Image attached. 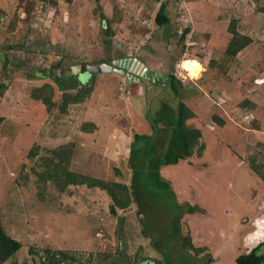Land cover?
Listing matches in <instances>:
<instances>
[{
  "label": "rangeland",
  "instance_id": "rangeland-1",
  "mask_svg": "<svg viewBox=\"0 0 264 264\" xmlns=\"http://www.w3.org/2000/svg\"><path fill=\"white\" fill-rule=\"evenodd\" d=\"M162 1L170 24L157 26ZM233 19L251 43L229 57ZM130 56L162 77L144 81L143 93L137 85L128 92L114 71L70 77L74 65ZM183 58L198 63L197 77L181 69ZM168 72L182 83L176 92ZM0 83V216L21 242L2 264H37L30 248L76 257L62 264H236L264 237V181L252 169L264 171V0H0ZM86 83L89 96L62 110L59 88L76 93ZM44 84L53 90L51 109L31 97ZM179 100L194 112L186 123L200 129L204 149L160 167L169 182L163 202L136 181L137 199L114 215L104 190L70 184L59 191L41 178L51 159L60 161L52 150L64 146L69 170L131 185L130 159L171 150L170 129L155 132L167 122L161 110L175 113ZM86 122L95 127L84 131ZM192 205L199 209L188 212ZM177 215L199 253L184 249L178 235L168 239Z\"/></svg>",
  "mask_w": 264,
  "mask_h": 264
},
{
  "label": "trees",
  "instance_id": "trees-1",
  "mask_svg": "<svg viewBox=\"0 0 264 264\" xmlns=\"http://www.w3.org/2000/svg\"><path fill=\"white\" fill-rule=\"evenodd\" d=\"M167 3L166 1H162L156 11L154 21L157 26H166L170 24V17L167 12ZM236 21L233 19L230 21L227 30L230 33V39L226 45L225 53L229 57L235 56L238 52H240L243 48L248 46L251 43V37L249 35L243 34L239 32L236 28ZM189 32V28H185L180 34V39L183 40L185 35ZM57 68L59 69L61 66V62L56 63ZM168 78L165 80L169 81L171 89L173 91H177L176 84L182 85L181 81L175 77L172 72L167 73ZM56 84L62 79H58V75H55ZM62 82V81H61ZM65 85V84H64ZM6 89V85L4 83H0V95ZM63 90V98L61 108L65 110L66 105L69 103H78L83 101L89 93L91 92V85L86 83L85 85H80L79 89L76 93L69 92V88L65 86L59 88ZM53 90L49 84H44L41 87H35L31 92V97L35 100H40L47 109H51L54 105L53 101ZM163 116L166 117V125L164 128L159 129L157 132V136L160 131H164L170 129L169 143L170 151L163 152L162 156L159 157H149L145 155H139L138 158L133 157L129 160V164L132 170L131 173V185H127L121 181H111L106 179H101L97 177L88 176L83 173L74 172L68 169L69 162V154L67 147L60 146L57 149L52 150L55 156L60 158V161H55L51 159L52 170L47 171L41 174V178L46 177L53 179L59 191L65 190V188L70 184L75 185H86L91 188H100L104 190L107 195L110 197L112 203L109 206V211L112 214H116V209L121 208L124 209L128 207L134 199H137V189L135 187V182H138V185L145 191L150 193L152 199H154L155 203L163 202L164 199V189H167L169 186L168 180L160 174V167L163 164L176 163L179 159H186L193 154L200 156L204 149V143L200 141L201 131L197 127L189 126L186 121L194 116V112L181 100L177 103V109H175V113L168 115L164 110H161ZM214 120L222 125L224 123L223 119L219 117H214ZM3 121V117L0 115V127ZM86 125L94 126L93 122L83 123L82 129L87 131ZM157 136H155L157 138ZM152 142L151 149L155 148L156 145ZM136 150V149H135ZM131 152L134 154V148L131 147ZM67 153V155H66ZM30 155L34 154V151L31 149L29 151ZM137 160V161H136ZM252 169L260 176V178L264 181V171H261L258 165H252ZM152 174L154 183L150 181L152 180ZM149 184H148V181ZM160 189V190H159ZM162 190V191H161ZM161 192H163L161 194ZM168 192V191H167ZM172 192V191H171ZM199 209L198 206H190L188 208V212H194ZM153 219V218H152ZM172 226H171V234L168 236V239L171 240L174 236L178 235L181 245L184 249H193L195 252L199 253L203 248L193 246L191 239L189 236L184 235L182 233V229L180 227V215L173 217ZM170 227V225H169ZM168 242V241H167ZM21 242L17 239L13 238L9 235L5 229L3 228L1 216H0V264L5 262L7 259L13 257L16 252L20 249ZM29 252L32 255H37L39 261L37 264H62L66 261H75L76 257L71 255L68 251L62 249H45L41 255L30 248ZM247 255L241 254L236 257L237 264H246L245 260ZM118 260V259H117ZM116 259L110 261L107 264H119ZM257 264V263H252Z\"/></svg>",
  "mask_w": 264,
  "mask_h": 264
},
{
  "label": "flooded vegetation",
  "instance_id": "flooded-vegetation-1",
  "mask_svg": "<svg viewBox=\"0 0 264 264\" xmlns=\"http://www.w3.org/2000/svg\"><path fill=\"white\" fill-rule=\"evenodd\" d=\"M116 61H118V67L123 69L127 73H128L129 68H132L135 71V74H137L136 75L137 77H135V76L130 77L133 80L132 82L128 81L129 77L127 75L120 74L123 78L126 79L125 80L126 86L129 89L128 92L131 90L133 85H137L136 87L138 88V91H139V84L140 83L144 84V81H149V80L150 81H152V80L156 81L157 79L159 80L160 78H162V77H160L161 76L160 74L158 76L154 75L152 70L150 68H148L147 65L142 63L141 60L136 58V57H133V56L120 57ZM86 66H87V64L83 68V65H80L78 72L83 70V69H86ZM78 72L72 73L70 76L75 81H77L76 76H77ZM57 75H58V72H57ZM144 90H145V86H144ZM241 254L247 255V258L245 260L246 264H252V263L264 264V237H262V239H260L256 243L250 244L248 246V248L245 250V252L240 253L239 255H241Z\"/></svg>",
  "mask_w": 264,
  "mask_h": 264
},
{
  "label": "water",
  "instance_id": "water-1",
  "mask_svg": "<svg viewBox=\"0 0 264 264\" xmlns=\"http://www.w3.org/2000/svg\"><path fill=\"white\" fill-rule=\"evenodd\" d=\"M80 68V65H74L72 66V72L73 73H77L78 70ZM86 69L94 71V72H117L120 73L122 75H127L129 77L128 81L132 82L133 80L130 77H137L135 74V71L132 68H129L128 73L126 71H124L123 69L118 67V61H113L112 63H101L97 66H90L87 65ZM63 68L60 67L58 71H60V73L62 72ZM140 80V79H139ZM139 91H141L142 93L144 92V84L140 83L139 84ZM138 91V92H139ZM209 262V260L207 261V263Z\"/></svg>",
  "mask_w": 264,
  "mask_h": 264
},
{
  "label": "bare ground",
  "instance_id": "bare-ground-1",
  "mask_svg": "<svg viewBox=\"0 0 264 264\" xmlns=\"http://www.w3.org/2000/svg\"><path fill=\"white\" fill-rule=\"evenodd\" d=\"M192 61H195V59H191V58H183L181 61H180V67H181V69L182 70H184V71H186V72H188V74H189V76L190 77H192V78H194V77H197L199 74H200V67H199V71L197 72V75L196 76H192L190 73H189V70L187 69V68H185L183 65L185 64V63H187V62H192ZM196 62V61H195ZM196 64L198 65V63L196 62ZM199 66V65H198ZM263 207H264V203H263ZM258 220V219H257ZM263 221V220H262ZM259 222H261V221H259ZM264 222V221H263ZM262 222V223H263ZM260 234V233H259ZM262 234H263V232H262ZM256 235V234H255ZM251 237H253V236H251ZM255 237V236H254ZM254 239V238H253Z\"/></svg>",
  "mask_w": 264,
  "mask_h": 264
},
{
  "label": "clouds",
  "instance_id": "clouds-1",
  "mask_svg": "<svg viewBox=\"0 0 264 264\" xmlns=\"http://www.w3.org/2000/svg\"><path fill=\"white\" fill-rule=\"evenodd\" d=\"M183 66L189 70V73L192 76H196L197 72L199 71V66L196 64L195 61L187 62Z\"/></svg>",
  "mask_w": 264,
  "mask_h": 264
}]
</instances>
